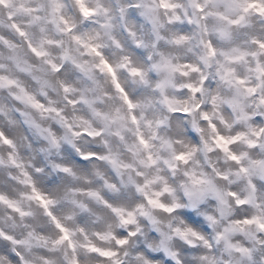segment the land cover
<instances>
[{"label": "clouds", "instance_id": "clouds-1", "mask_svg": "<svg viewBox=\"0 0 264 264\" xmlns=\"http://www.w3.org/2000/svg\"><path fill=\"white\" fill-rule=\"evenodd\" d=\"M0 264H264V0H0Z\"/></svg>", "mask_w": 264, "mask_h": 264}]
</instances>
